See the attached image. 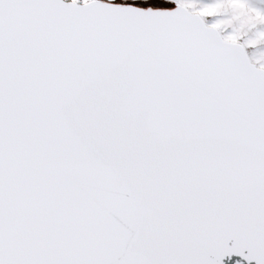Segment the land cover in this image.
<instances>
[{
  "label": "snow or ice",
  "instance_id": "6c2138e0",
  "mask_svg": "<svg viewBox=\"0 0 264 264\" xmlns=\"http://www.w3.org/2000/svg\"><path fill=\"white\" fill-rule=\"evenodd\" d=\"M167 2L0 0V264H264V9Z\"/></svg>",
  "mask_w": 264,
  "mask_h": 264
},
{
  "label": "rangeland",
  "instance_id": "374dc122",
  "mask_svg": "<svg viewBox=\"0 0 264 264\" xmlns=\"http://www.w3.org/2000/svg\"><path fill=\"white\" fill-rule=\"evenodd\" d=\"M77 1L83 2V0H77ZM103 1H111L115 3H135V4H141V5H146L147 3L157 5L160 2V0H103ZM211 2H213V0H198V6L199 4H206V3H211ZM249 2L257 8L264 9V0H249ZM163 6L165 7L175 6V3L169 0V2H167ZM221 18H224V17L213 16V17H204L203 19H204V22L208 23L209 21H215ZM230 29H232L231 26L224 28L221 35H227L228 33H230ZM259 30H264V25H257L254 29L249 30L245 35L240 37L239 43L244 44V42L247 39L252 38L253 34ZM244 48L247 54L250 56V59L253 60L254 54L260 51H264V42H260L255 46L245 45Z\"/></svg>",
  "mask_w": 264,
  "mask_h": 264
},
{
  "label": "water",
  "instance_id": "95a60500",
  "mask_svg": "<svg viewBox=\"0 0 264 264\" xmlns=\"http://www.w3.org/2000/svg\"><path fill=\"white\" fill-rule=\"evenodd\" d=\"M63 2L64 3H71L72 0H63ZM101 2L111 3V4H119V3H115V2H111V1H103V0H101ZM77 6H83V2L77 1ZM173 8H175V6L170 8V9H173ZM244 52L247 54V52L245 51V48H244ZM247 56H248L249 60L251 61L252 59H250V56L248 54H247ZM229 244L231 245V241H229ZM245 255H247V250H245ZM234 261H240V264H256V261L254 259L253 260H246V259H244V257L239 256V255H235V254L231 257V259H228L227 257L224 258L223 264H233Z\"/></svg>",
  "mask_w": 264,
  "mask_h": 264
},
{
  "label": "bare ground",
  "instance_id": "6f19581e",
  "mask_svg": "<svg viewBox=\"0 0 264 264\" xmlns=\"http://www.w3.org/2000/svg\"><path fill=\"white\" fill-rule=\"evenodd\" d=\"M213 22H215V21H209L207 24H211V23H213ZM232 31V29H230V32Z\"/></svg>",
  "mask_w": 264,
  "mask_h": 264
},
{
  "label": "trees",
  "instance_id": "16d2710c",
  "mask_svg": "<svg viewBox=\"0 0 264 264\" xmlns=\"http://www.w3.org/2000/svg\"><path fill=\"white\" fill-rule=\"evenodd\" d=\"M146 6V5H145ZM154 7L156 6V5H153ZM165 7V6H164ZM172 7H174V6H169V7H167V8H172Z\"/></svg>",
  "mask_w": 264,
  "mask_h": 264
}]
</instances>
